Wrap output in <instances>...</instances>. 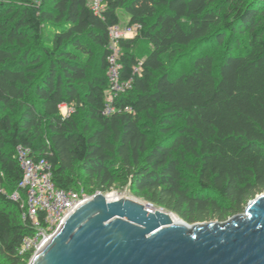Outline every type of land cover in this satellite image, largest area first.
Here are the masks:
<instances>
[{
  "label": "trees",
  "instance_id": "obj_1",
  "mask_svg": "<svg viewBox=\"0 0 264 264\" xmlns=\"http://www.w3.org/2000/svg\"><path fill=\"white\" fill-rule=\"evenodd\" d=\"M89 1L0 0V264L32 257L17 147L58 189L128 190L188 225L264 193V0H102L100 16ZM116 25L137 30L106 114Z\"/></svg>",
  "mask_w": 264,
  "mask_h": 264
},
{
  "label": "water",
  "instance_id": "obj_2",
  "mask_svg": "<svg viewBox=\"0 0 264 264\" xmlns=\"http://www.w3.org/2000/svg\"><path fill=\"white\" fill-rule=\"evenodd\" d=\"M172 216L96 193L28 264H264V193L223 223Z\"/></svg>",
  "mask_w": 264,
  "mask_h": 264
},
{
  "label": "built area",
  "instance_id": "obj_3",
  "mask_svg": "<svg viewBox=\"0 0 264 264\" xmlns=\"http://www.w3.org/2000/svg\"><path fill=\"white\" fill-rule=\"evenodd\" d=\"M89 5L94 14L100 16L104 9L102 0H90ZM137 27L116 25L108 30L110 49L108 77L111 83L106 93V114L113 112L112 102L118 93H124L129 88V82L119 83L117 58L119 54L118 42L121 39H131L136 35ZM61 114L67 116L72 110L66 106L60 107ZM16 160L21 171L19 188L24 191L25 199L20 193L14 191L10 200L21 202L27 216L36 227L34 236L26 237L19 250L20 254L32 252V256L43 249L50 241L52 235L65 223V221L81 206L91 201L92 196L84 192L64 191L54 186L51 168L45 160L35 161L27 149L16 148ZM3 193L0 187V194ZM145 209L153 212L155 208L146 204ZM44 214V225L37 223V214ZM32 258V257H31Z\"/></svg>",
  "mask_w": 264,
  "mask_h": 264
},
{
  "label": "rangeland",
  "instance_id": "obj_4",
  "mask_svg": "<svg viewBox=\"0 0 264 264\" xmlns=\"http://www.w3.org/2000/svg\"><path fill=\"white\" fill-rule=\"evenodd\" d=\"M124 15H122V22H125V19H123ZM173 62H170L169 64H172ZM178 65V64H177ZM180 66V65H179ZM86 194H88L89 196H94L95 193H90L89 191H85ZM90 193V194H89ZM107 200H109V198L111 197L113 200L114 199H129V200H132V201H136L142 205H146L144 201H142L140 198H136L134 197L133 195H131V193L128 191V190H112V191H109V192H106V193H103L102 194ZM173 215V214H172ZM175 217V215H173ZM210 222H217V221H210ZM206 223H209V222H206Z\"/></svg>",
  "mask_w": 264,
  "mask_h": 264
},
{
  "label": "bare ground",
  "instance_id": "obj_5",
  "mask_svg": "<svg viewBox=\"0 0 264 264\" xmlns=\"http://www.w3.org/2000/svg\"><path fill=\"white\" fill-rule=\"evenodd\" d=\"M109 200H113V199L110 197ZM172 219L176 220V217L172 216Z\"/></svg>",
  "mask_w": 264,
  "mask_h": 264
},
{
  "label": "crops",
  "instance_id": "obj_6",
  "mask_svg": "<svg viewBox=\"0 0 264 264\" xmlns=\"http://www.w3.org/2000/svg\"><path fill=\"white\" fill-rule=\"evenodd\" d=\"M123 19H125L126 20V18L124 17ZM123 27V26H122Z\"/></svg>",
  "mask_w": 264,
  "mask_h": 264
}]
</instances>
